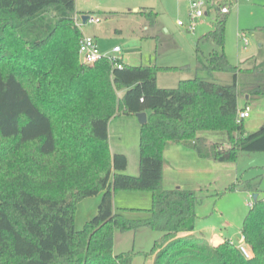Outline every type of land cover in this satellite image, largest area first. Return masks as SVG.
<instances>
[{
	"label": "trees",
	"instance_id": "1",
	"mask_svg": "<svg viewBox=\"0 0 264 264\" xmlns=\"http://www.w3.org/2000/svg\"><path fill=\"white\" fill-rule=\"evenodd\" d=\"M142 12L156 23L154 9ZM78 13L76 0H0V264H132V251L115 253L114 230L142 227L163 233L153 264H264V198L254 199L244 217L246 257L230 238L214 244L195 232L203 201L197 189L163 186L168 143L217 162L264 151V125L247 133L238 119L239 98L245 106L264 98V69L231 63L226 14L200 37L197 69L231 73V82L197 75L160 87L159 71L183 66L118 57L82 62ZM201 41L216 47L206 54ZM139 112L148 121L140 124L134 175L125 172L127 156L111 151L109 123ZM205 131L225 132L227 140L210 142ZM240 186L259 192L255 179H237L226 191ZM123 190L151 192L150 208L136 209L147 216L115 209ZM100 193L96 214L77 230L79 203Z\"/></svg>",
	"mask_w": 264,
	"mask_h": 264
},
{
	"label": "rangeland",
	"instance_id": "2",
	"mask_svg": "<svg viewBox=\"0 0 264 264\" xmlns=\"http://www.w3.org/2000/svg\"><path fill=\"white\" fill-rule=\"evenodd\" d=\"M190 2L191 0H76V9L83 35L96 37L102 53L122 58L132 65L183 66L174 71H159L157 75L160 87H176L181 80L197 75L224 84L231 82V73L215 72L210 76L207 71H199L196 50L200 37L213 28L215 19L224 17L218 7L227 2L230 12L226 14L225 52L229 60L232 64L245 68L264 69V0H213L215 3L210 8V14L194 21L190 15ZM203 8H208V5ZM145 9H154L158 13L154 25L142 12ZM90 14L99 18V21L84 22L82 16ZM179 20L184 24H178ZM244 39L248 40L247 44H244ZM114 46H119L121 50L114 52ZM200 47L208 54L216 45L212 41H201ZM80 59L83 62L81 55ZM239 106H245L243 98H239ZM249 107L251 115L243 121L246 132L252 133L264 125V98L250 103ZM120 116L129 118V115L116 117ZM130 118L137 122L135 127L133 128L131 119L123 120L124 134H113V143L115 145L119 142L118 137L123 138V148L134 149L139 164L140 123L136 115ZM202 134L210 142L227 140L226 133L222 131H205ZM167 146L169 147V143ZM198 159L201 161L192 157L188 163L190 168H182L181 165V170L175 174L184 184L203 182V186L197 188L203 201L197 207L195 232L205 233L214 244L226 238H230L236 245L244 243L243 221L250 209V202L254 201L250 193L255 192L246 190L243 186L234 191L226 189L237 179H255L259 181L258 198H264V151H240L236 160L230 162ZM137 192L148 194V191H119L114 197L115 208L118 211L124 210L127 217L147 216L146 211H137L133 207L148 206L151 198L137 197ZM83 202L87 203H83L76 215L77 230L82 229L97 210L89 201ZM162 236V232L147 227L125 232L115 229L114 251L117 254L132 251V264H153L154 256L151 251L155 241Z\"/></svg>",
	"mask_w": 264,
	"mask_h": 264
},
{
	"label": "crops",
	"instance_id": "3",
	"mask_svg": "<svg viewBox=\"0 0 264 264\" xmlns=\"http://www.w3.org/2000/svg\"><path fill=\"white\" fill-rule=\"evenodd\" d=\"M136 10H138V9H136ZM208 14H210V12ZM76 19H77V24L80 26L79 21H78V15H77ZM80 28H81V26H80ZM81 30H82V28H81ZM130 117H132V116H129V118H125L124 116H120V117H114L111 119V121L109 123V141H110L112 153L122 152L127 156L128 165H127V169L125 172L135 175V174L139 173V164H138V160L136 158V154H135L134 149L123 148L124 147L123 146V143H124L123 138L118 137L119 142H117L115 145L113 143V134H116V135L121 134L120 136H123V134H124V132L122 131L123 120L128 121V119H131ZM131 122H132L133 128H134L135 124L137 122H135V120H133V119H131ZM179 145L183 146L182 144L169 143V147L166 146V148H165L164 169H163V173H164L163 186L166 188H170V187H187V185H191L192 188H195V189L200 188L201 186H203L202 185L203 182H201V181H192L190 183L184 184V183H182V181L179 178H177L175 176V174L181 170V165H182V168H187V169L190 168L188 163L190 162V159L192 157H193V159H195L197 161H201L200 159H198L199 157L196 155V153L193 150H191L185 146H183L184 148H179L180 147ZM206 161L209 162V161H214V160L206 159ZM214 162H216V161H214ZM137 193H139V196H137V197L143 196V197H146L147 199L149 197V198H151V202H152L151 192H147L148 194H140L143 192H137ZM101 195H102V193L98 194L97 196L89 197V198L82 200L79 203L77 214H78V211L80 210L81 206L83 205V203H87V202H83V201H89L88 203L93 205L95 210H96V208L98 207L97 205L101 200ZM150 206H151V203H150V205L145 206V207H133V208H136V209L145 208L146 209V208H150ZM94 208H93V211H94ZM125 208H127V207H123V209H125ZM141 217H143V216H141Z\"/></svg>",
	"mask_w": 264,
	"mask_h": 264
},
{
	"label": "built area",
	"instance_id": "4",
	"mask_svg": "<svg viewBox=\"0 0 264 264\" xmlns=\"http://www.w3.org/2000/svg\"><path fill=\"white\" fill-rule=\"evenodd\" d=\"M206 4L208 5V8L204 9L203 7ZM211 7H210V2L208 0H191L189 9H190V15H191L192 21L197 20L198 18H201L204 15L208 14L211 11L210 9ZM218 10L222 14H227L230 12V7L228 3L226 2L224 4H220L218 7ZM88 20L94 22V21H99V18L95 16H91L90 14ZM178 24L183 25L184 23L182 20H179ZM191 27H193V25H191ZM243 41H244V44L248 43L247 39H244ZM120 50L121 48L119 46H115L113 48L114 52H119ZM79 54L82 56V60L85 63H95L103 58H107L112 62L113 60H115V58H117L115 56L102 53L98 45L96 37L91 36V35H85V34L83 35L81 42H80ZM117 65L118 67L122 66V64H117ZM250 115H251V108L249 107V105L240 108L238 111L239 120H245L246 118L250 117ZM250 197L251 199L254 198L252 193H250ZM252 203L253 202L251 201L250 204ZM239 247L246 257H250L251 254L245 242L242 244H239Z\"/></svg>",
	"mask_w": 264,
	"mask_h": 264
},
{
	"label": "water",
	"instance_id": "5",
	"mask_svg": "<svg viewBox=\"0 0 264 264\" xmlns=\"http://www.w3.org/2000/svg\"><path fill=\"white\" fill-rule=\"evenodd\" d=\"M88 18H89V15H83L82 16V19L84 22H86L88 20ZM247 98H248V96H247ZM136 116H137L140 124H145L148 121V116H147L146 112H139L136 114ZM253 196H254V199H257L258 193H254Z\"/></svg>",
	"mask_w": 264,
	"mask_h": 264
}]
</instances>
